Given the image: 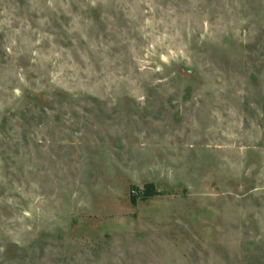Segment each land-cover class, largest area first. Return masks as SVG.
I'll return each instance as SVG.
<instances>
[{
	"label": "rangeland",
	"instance_id": "obj_1",
	"mask_svg": "<svg viewBox=\"0 0 264 264\" xmlns=\"http://www.w3.org/2000/svg\"><path fill=\"white\" fill-rule=\"evenodd\" d=\"M0 264H264V0H0Z\"/></svg>",
	"mask_w": 264,
	"mask_h": 264
}]
</instances>
